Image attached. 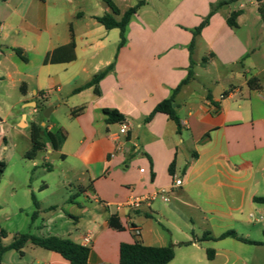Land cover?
I'll return each instance as SVG.
<instances>
[{
    "label": "crops",
    "instance_id": "obj_1",
    "mask_svg": "<svg viewBox=\"0 0 264 264\" xmlns=\"http://www.w3.org/2000/svg\"><path fill=\"white\" fill-rule=\"evenodd\" d=\"M34 1L47 6V0ZM82 1L101 9L57 7L30 14L6 3L8 12L0 19V98L17 93L22 111L16 126L29 130L30 148L32 124L41 128V137L54 135L56 149L41 140V159L49 170V156L57 155L64 165L61 178L69 180L61 184L71 186L67 199L49 205L40 223L32 214L27 234L81 246L87 236L86 264H118L120 245L135 240L147 247L173 246L168 264H264V230L252 237L239 229L245 224L240 210L264 197V65L247 63L251 45L238 34L243 12L238 10L236 27L229 28L230 13L210 14L216 0H144L118 47L119 31L95 20L109 12L104 0ZM111 1L123 14L141 0ZM104 71L95 91H76ZM251 77L261 90L247 86ZM178 86L172 103L177 128L153 112ZM46 89L53 92L39 111L35 103ZM60 109L66 111L64 124L55 116ZM104 110L122 116L126 133L119 123L107 122ZM172 176L181 179L179 187L172 186ZM47 188L42 184L38 191ZM160 189L167 202L155 196L136 209L127 206L130 198ZM110 217L121 231L109 227ZM229 231L258 245L230 237L200 240ZM22 252L16 264H68L29 244Z\"/></svg>",
    "mask_w": 264,
    "mask_h": 264
},
{
    "label": "rangeland",
    "instance_id": "obj_2",
    "mask_svg": "<svg viewBox=\"0 0 264 264\" xmlns=\"http://www.w3.org/2000/svg\"><path fill=\"white\" fill-rule=\"evenodd\" d=\"M220 2L226 4L217 6ZM6 3L18 5L21 13L30 14L45 10L49 13L54 12L53 10L57 7L65 11L83 9V7L86 10L94 9L95 11L101 9L100 6L92 8L82 0H74L72 3H68L67 0H47V6L34 0H0V19L8 12ZM210 5L209 8L213 11L224 14L238 10L243 12L244 16L240 20L238 34L242 38H248L251 45L250 52L252 56L247 63L248 65L252 63L256 67L264 65V60L262 61L260 57L262 54L264 57V13L261 15L257 9L260 7L264 10V0H216ZM259 48L260 53L257 52ZM248 65L247 67L252 69ZM260 77L264 82V74ZM211 87L213 88L214 85ZM17 97V93L12 92L8 99L0 98V121L4 122L1 125V132L5 137V141L0 145V162L4 164V170L0 178V231L6 233L5 237H0V247L10 245L17 234L28 233L32 214L37 215L35 220L40 223L42 218L47 217L49 205L61 203L64 199H67L69 196L67 191L71 188L68 185L63 187L61 184L63 179L61 178V171L64 165L58 161L57 155L54 153L49 156L47 162L49 170H46L43 165L42 152L37 153L33 160L25 159V154L30 151V143L25 138L29 135V130L16 126L22 111L19 105H16ZM43 103L47 105L48 101L44 100ZM25 112L29 115L28 109ZM65 112L64 109H60L55 114L63 124L65 123ZM23 126L24 124L21 123L20 127ZM3 146H5V150H3ZM63 181L68 183L69 180L63 179ZM42 184L48 185V188L39 192L38 189ZM261 193L264 195V186ZM32 196L40 210L46 209L45 213L36 210ZM254 206L245 205L240 210L241 219L245 224H242L239 229L242 233L250 230L252 237H259L261 231L264 230V204L255 203ZM250 215H252V218H250ZM17 258H19L17 251H5L0 254V264H16Z\"/></svg>",
    "mask_w": 264,
    "mask_h": 264
},
{
    "label": "trees",
    "instance_id": "obj_3",
    "mask_svg": "<svg viewBox=\"0 0 264 264\" xmlns=\"http://www.w3.org/2000/svg\"><path fill=\"white\" fill-rule=\"evenodd\" d=\"M44 1V0H39ZM231 1V0H229ZM104 3L109 9L108 13L103 14L100 17L95 18V20L102 25L106 30L117 29L119 31V43L118 47H121L124 44L125 38V29L126 26L132 16H134L137 10L144 4V0L139 1L135 6L129 8L123 14H120L119 10L116 6L112 3L111 0H104ZM225 2L218 3L217 6L225 5ZM261 15H263L264 10L260 7L257 8ZM213 12L211 10L210 14ZM239 11H234L229 14L226 19V25L229 28L236 27V19L239 16ZM120 16V19L117 21L115 17ZM207 20H204L202 24L196 29L194 34L198 33L199 30L206 24ZM17 55L20 54L18 50L14 51ZM105 71L99 73L98 75L94 76L92 80L86 84L85 86L77 89L76 91H81L83 89L94 87V91L96 88L97 82L104 76ZM191 76V73L188 74L186 80H184L181 85H183L187 79ZM247 86L252 90H261L259 80L256 77H251L247 80ZM178 86L167 100L159 103L156 108L154 109L153 113H161L166 115L171 121H173L176 127H179L178 118L175 115L174 109L172 108V103L175 94L179 90ZM37 110L41 111L43 109V105L36 107ZM104 115L107 117L108 123H121L123 118L120 114L116 111L104 110ZM41 128L35 124H32L30 127V141H31V148L25 154V159L33 160L37 153L43 150V143L41 140L44 138L53 149L57 148V143L54 135L51 134H43V137L40 136ZM4 170V164L0 162V178L1 174ZM32 201L34 206L36 207V201L32 196ZM253 202L257 204H264V197H254ZM33 218V216H32ZM109 227L115 231H121L122 227L117 221L115 217H110L108 220ZM6 233L4 231H0V237H5ZM233 238L239 242L249 244V245H258V243L248 241L244 238L238 237L234 232L229 231L222 234L219 238H211L208 234L201 237L200 240L209 239V240H219L222 238ZM32 245L34 247L43 249L45 251L54 252L58 254L62 259L68 262V264H86L88 255H89V248L86 246H81L79 244L74 243L73 241L67 238H60L49 236L45 238H38L30 234H17L10 245L6 247H0V254L8 250H14L22 255V249L26 245ZM188 243H183L181 245H187ZM211 252H208L210 255ZM174 258V247L167 246L162 248L157 247H147L143 246L137 240L134 241L133 244H121L119 247V263L118 264H168Z\"/></svg>",
    "mask_w": 264,
    "mask_h": 264
},
{
    "label": "built area",
    "instance_id": "obj_4",
    "mask_svg": "<svg viewBox=\"0 0 264 264\" xmlns=\"http://www.w3.org/2000/svg\"><path fill=\"white\" fill-rule=\"evenodd\" d=\"M53 92V89H46V90H43L40 94H39V100L35 103V106L36 107H39V106H42V101L47 99L50 94ZM3 123L0 121V128H1V125ZM119 126H120V132L121 133H126L127 131V126L124 124V123H119ZM1 133V131H0ZM1 139H3V137L1 136ZM1 145V143H0ZM3 150H5V147H3ZM120 151V147L117 145L116 146V152H119ZM121 152V151H120ZM141 173H143V170H140ZM181 185V179L176 177V176H172V186L173 187H179ZM159 197L162 201L164 202H167L168 199L166 197V191L164 189H160L157 193L153 194L152 196H147V197H133V198H130L128 201H127V206L128 207H131V208H138L140 207V205L143 203V202H146V201H149L151 200L153 197ZM250 218H252V215H250ZM90 243V240L89 238L86 236L83 238V244L84 246L87 247V245Z\"/></svg>",
    "mask_w": 264,
    "mask_h": 264
},
{
    "label": "water",
    "instance_id": "obj_5",
    "mask_svg": "<svg viewBox=\"0 0 264 264\" xmlns=\"http://www.w3.org/2000/svg\"><path fill=\"white\" fill-rule=\"evenodd\" d=\"M43 117H44V118H47V117H48V115H47V114H44V115H43Z\"/></svg>",
    "mask_w": 264,
    "mask_h": 264
}]
</instances>
